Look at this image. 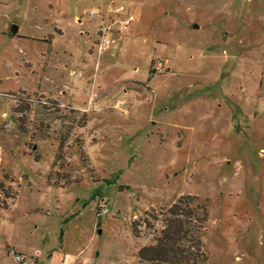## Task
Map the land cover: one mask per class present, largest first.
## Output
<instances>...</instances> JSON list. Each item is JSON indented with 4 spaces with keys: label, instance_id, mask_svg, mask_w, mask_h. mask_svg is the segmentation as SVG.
I'll return each mask as SVG.
<instances>
[{
    "label": "rangeland",
    "instance_id": "obj_1",
    "mask_svg": "<svg viewBox=\"0 0 264 264\" xmlns=\"http://www.w3.org/2000/svg\"><path fill=\"white\" fill-rule=\"evenodd\" d=\"M185 195L264 264V0H0V264H142Z\"/></svg>",
    "mask_w": 264,
    "mask_h": 264
},
{
    "label": "trees",
    "instance_id": "obj_2",
    "mask_svg": "<svg viewBox=\"0 0 264 264\" xmlns=\"http://www.w3.org/2000/svg\"><path fill=\"white\" fill-rule=\"evenodd\" d=\"M17 101V100H16ZM25 103L23 99L18 101ZM197 197L182 196L164 215V228L159 235L154 233L153 244L138 251L142 264H201L209 258L204 250L201 232L209 221L204 205L196 204ZM195 205V206H194ZM136 237H140L136 224Z\"/></svg>",
    "mask_w": 264,
    "mask_h": 264
},
{
    "label": "built area",
    "instance_id": "obj_3",
    "mask_svg": "<svg viewBox=\"0 0 264 264\" xmlns=\"http://www.w3.org/2000/svg\"><path fill=\"white\" fill-rule=\"evenodd\" d=\"M112 13L114 14V20L110 25L102 24L98 31L99 36V50L101 52L106 51L109 49L112 41L108 37L110 33L114 32H124L129 29L137 20L138 16L136 13H133L130 9H128L125 5H114L112 9ZM91 17L99 20L101 19V14L99 13H92ZM99 208L101 210V214L108 215L110 211V206L104 202L100 201ZM18 262H21L20 257L17 258Z\"/></svg>",
    "mask_w": 264,
    "mask_h": 264
},
{
    "label": "water",
    "instance_id": "obj_4",
    "mask_svg": "<svg viewBox=\"0 0 264 264\" xmlns=\"http://www.w3.org/2000/svg\"><path fill=\"white\" fill-rule=\"evenodd\" d=\"M19 32V27L18 26H13L11 33L13 36L17 35Z\"/></svg>",
    "mask_w": 264,
    "mask_h": 264
}]
</instances>
